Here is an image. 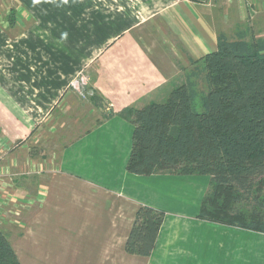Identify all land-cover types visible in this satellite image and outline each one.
<instances>
[{
    "label": "crops",
    "instance_id": "crops-1",
    "mask_svg": "<svg viewBox=\"0 0 264 264\" xmlns=\"http://www.w3.org/2000/svg\"><path fill=\"white\" fill-rule=\"evenodd\" d=\"M216 5L0 0V221L29 225L13 245L20 260L27 238L53 226L31 264H264V233L198 218L209 175L127 170L134 126L118 113L165 100L217 48ZM230 7L222 0L221 14ZM52 132L63 143L50 156ZM140 205L166 211L150 256L126 249Z\"/></svg>",
    "mask_w": 264,
    "mask_h": 264
},
{
    "label": "trees",
    "instance_id": "trees-1",
    "mask_svg": "<svg viewBox=\"0 0 264 264\" xmlns=\"http://www.w3.org/2000/svg\"><path fill=\"white\" fill-rule=\"evenodd\" d=\"M163 101L118 113L133 126L130 173L209 175L198 218L264 233V37L221 30ZM92 103L105 108L96 89ZM114 111H105L110 117ZM166 211L140 205L126 241L150 256ZM0 264H22L0 229Z\"/></svg>",
    "mask_w": 264,
    "mask_h": 264
},
{
    "label": "rangeland",
    "instance_id": "rangeland-1",
    "mask_svg": "<svg viewBox=\"0 0 264 264\" xmlns=\"http://www.w3.org/2000/svg\"><path fill=\"white\" fill-rule=\"evenodd\" d=\"M226 1V0H224ZM216 3V7L214 8V11L212 12L213 15H216V17L212 16L211 23L212 24H218L217 28H224L219 29L217 32L219 33L221 30L226 31V33L231 37L235 38L236 33L239 30H247L250 33V35L253 33L255 36H263L264 37V0H230V13L231 16H225L222 13V0H211L210 5ZM7 5H10V3H7ZM240 7H242L243 12L241 13ZM217 33V34H218ZM94 76L92 77L93 82ZM173 83L170 84L172 86ZM84 126V124H83ZM77 127V126H76ZM80 131L76 128L70 130L67 135L64 136V140H71L72 138L76 137ZM59 133L52 132V134H47L49 139L44 141L45 146V153L48 155H52L53 149V141L55 140L57 145H62L63 141L61 138H57ZM57 138V139H56ZM26 199V198H24ZM20 207V205H19ZM17 209V212L15 214L14 219H22L24 217L23 214H25V209L19 208ZM11 212H9L10 214ZM15 213V212H14ZM8 213H6V216ZM10 216L6 218L9 219ZM25 218V217H24ZM24 220V219H23ZM28 224H25L24 221H0V229L4 230L8 236L10 241L13 243V245H18L21 243V239L24 238L26 235V232L28 230ZM52 232H57L53 229V226H45L39 229V232L36 234L30 235L28 240L25 243L26 251H20L22 256V264H31L32 260H35L37 262V258H35V253L37 252L41 253L43 252V249L45 248L46 252L49 250V244H44L46 241H49L50 239H53V236H51ZM55 235V234H54ZM57 237V235H55ZM29 250V251H28ZM20 256V253H19ZM42 261L39 260V264L47 263L51 261L50 259H46L43 256L41 257ZM44 259V260H43ZM55 260L56 258H52ZM57 261V260H56ZM33 264H35L33 262Z\"/></svg>",
    "mask_w": 264,
    "mask_h": 264
},
{
    "label": "built area",
    "instance_id": "built-area-1",
    "mask_svg": "<svg viewBox=\"0 0 264 264\" xmlns=\"http://www.w3.org/2000/svg\"><path fill=\"white\" fill-rule=\"evenodd\" d=\"M176 2H181V1H193V2H200V3H205L209 4L211 0H174ZM210 5V4H209Z\"/></svg>",
    "mask_w": 264,
    "mask_h": 264
}]
</instances>
